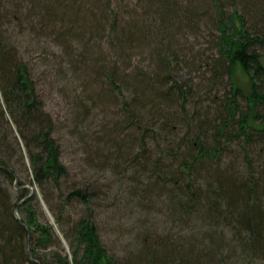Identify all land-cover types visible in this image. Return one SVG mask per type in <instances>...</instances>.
<instances>
[{"label": "trees", "instance_id": "16d2710c", "mask_svg": "<svg viewBox=\"0 0 264 264\" xmlns=\"http://www.w3.org/2000/svg\"><path fill=\"white\" fill-rule=\"evenodd\" d=\"M107 1L0 0V264H224L228 249L235 264L264 261V1L237 0L253 29L236 12L228 17L223 0L180 8L176 0H146L145 16L121 27ZM204 18L218 35L210 53L188 63L175 39ZM60 23L72 28L60 34ZM82 23L93 32L110 23L122 37L120 49L154 41V73L124 78L115 64L94 63L93 89L104 90L102 98L110 101L118 94L123 102L122 120L107 128L104 141L112 151L96 154L123 167L121 181L131 172V192L145 207L156 191L168 188L172 223L192 225L190 218L198 216L205 229L200 241L159 235L143 222L142 247L131 257L103 244L95 212L106 191L71 178L55 122L11 33L14 26L19 36L32 32L67 41ZM153 27L157 33L151 35ZM180 63H197L203 79H171ZM238 68L249 80L248 93L233 81ZM6 142L22 158L25 153L31 183L54 224L39 219L37 195L21 204L9 199L1 179L15 183L18 175Z\"/></svg>", "mask_w": 264, "mask_h": 264}, {"label": "rangeland", "instance_id": "374dc122", "mask_svg": "<svg viewBox=\"0 0 264 264\" xmlns=\"http://www.w3.org/2000/svg\"><path fill=\"white\" fill-rule=\"evenodd\" d=\"M199 1L201 0H176V5L178 8L196 7ZM223 3L228 17L236 12L237 16L244 17L249 28L255 27L244 5L237 0L233 4L227 0H223ZM106 5L115 12L117 20L121 17V27L140 19L147 10L146 0H108ZM208 9L210 12V6ZM208 20L204 18L198 21L197 24L192 25L193 28L187 29L186 36L181 33L175 39L177 43L175 50L186 55L188 63H192L201 52L210 53L211 41L218 32ZM155 22L157 23L155 27H160L156 16ZM86 25L84 27L82 23L79 27L82 29L74 33L69 31L71 34L67 41L59 35L55 38L46 34L39 39V36L32 32L19 36L17 35L19 30L14 26L11 33L13 37L15 36L20 53L32 76L37 80L45 110L55 122V137L62 146V162L69 168L71 178H75V181L86 178L95 187H103L106 191L98 200L95 212L103 244L111 253L121 258L131 257L142 247L139 236L143 232L141 231L143 222L148 223L149 228L156 234H174L200 241V235L205 229L201 226L198 216L190 218L196 220L192 225L172 223L168 188L156 191L150 200L152 204L145 207L143 202L131 192V172L121 181L123 175L117 177V174H121L123 167L113 166L111 165V163L115 164L113 161L104 160V156L102 160L98 157L99 154H96L98 149H102L103 155L107 157L112 151L109 144L104 141L108 129L122 120L123 102L118 94H116L118 100L110 101L102 98L104 90L93 89L92 80L96 72L94 63L97 62L99 66L115 64L120 76L124 78L126 76L130 78L131 75L142 71L154 73L156 69L155 57L152 54L156 47L154 41L151 42V38H148L149 43H136L131 50L120 49L118 44L122 37L116 38L117 32L110 23L105 24L104 32L87 30L88 23ZM57 28L60 34H63L72 26L60 23ZM156 33V28L150 29L151 35ZM262 53L264 54V51ZM199 67L197 63L195 66L180 63L181 70L175 71L171 79H176L179 83L192 79L195 84L199 83L203 79L204 71V69L198 70ZM233 81L246 93L249 92V80L241 69H237ZM107 90L110 91L109 88ZM160 123L159 121L157 126H160ZM5 144L9 148V153L14 156V167L18 175V181L15 183L1 179L9 199L12 203L21 204L29 197L37 195L41 205L39 219L41 221L47 219L50 224H54L51 214L42 201L39 189L31 183L32 178L25 153L22 158L16 148H11L7 142ZM14 215L18 218L20 213L14 211ZM54 227L57 230V226ZM227 231L225 230V235L228 233L230 235ZM230 237L228 236V239ZM230 251V249L224 251V258L227 261L224 264H235V261L230 259L232 255ZM258 264H264V261Z\"/></svg>", "mask_w": 264, "mask_h": 264}]
</instances>
